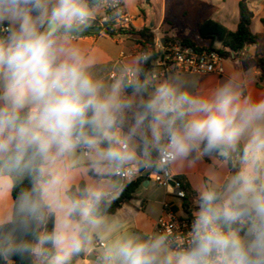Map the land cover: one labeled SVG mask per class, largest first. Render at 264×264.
<instances>
[{
  "label": "clouds",
  "instance_id": "1",
  "mask_svg": "<svg viewBox=\"0 0 264 264\" xmlns=\"http://www.w3.org/2000/svg\"><path fill=\"white\" fill-rule=\"evenodd\" d=\"M104 4L0 0V262L71 264L128 175L207 159L226 167L201 174L184 229L128 231L91 259L264 264V96L236 76L206 90L141 76L143 54L105 82L72 44Z\"/></svg>",
  "mask_w": 264,
  "mask_h": 264
},
{
  "label": "crops",
  "instance_id": "2",
  "mask_svg": "<svg viewBox=\"0 0 264 264\" xmlns=\"http://www.w3.org/2000/svg\"><path fill=\"white\" fill-rule=\"evenodd\" d=\"M241 0H124L125 9L132 17V26L136 31L148 29L154 35V42L165 39H192L200 45L207 42L199 36L200 26L213 20L230 31H235L239 24V2ZM253 13L251 31L261 36L259 44L247 45L241 52L225 59V72L218 74H181L195 87L211 89L223 83L229 77H239L244 84L246 94L264 96V79L259 80L261 71L253 61L257 50H264V0H247ZM104 7L98 12L95 19L103 17ZM97 25L96 21L92 22ZM96 23V24H95ZM94 27V26H93ZM72 44L78 47L81 53L92 61L93 72L105 82H109L121 75L129 67L130 61L142 54L141 46L130 36L111 37L102 30L100 33L82 37H75ZM175 75V74H171ZM170 76V75H169ZM213 166L226 167L218 161L203 160L193 162L187 167L178 168L172 173L181 181L188 198L189 208L195 196L193 191L197 180L202 173ZM140 173L144 181L137 188L130 203L124 204L114 214L103 215L109 226L108 231L100 233L93 244L85 251V256L74 264H95L92 256L99 258L104 249L114 240L128 231H155V224L161 216L164 204H170L174 210H185L184 201L177 199L171 188L157 185L147 176ZM138 177V178H139ZM147 183V187H145ZM120 187L113 193L112 200L120 195ZM9 199L0 197V211L8 206ZM104 243V246H100Z\"/></svg>",
  "mask_w": 264,
  "mask_h": 264
},
{
  "label": "built area",
  "instance_id": "3",
  "mask_svg": "<svg viewBox=\"0 0 264 264\" xmlns=\"http://www.w3.org/2000/svg\"><path fill=\"white\" fill-rule=\"evenodd\" d=\"M105 14L99 19H94L98 26L104 29L109 20L108 12L115 15L114 22L126 29H133L132 17L125 9L124 0H105ZM154 51V52H153ZM237 53L232 52V56ZM151 57L150 68L145 73L153 80L168 77L171 74H218L225 72V58L218 53L208 50L201 52L195 50L192 46L182 44L172 39L163 41L157 40L155 48L150 49L148 54ZM115 78V75H111ZM140 173L128 175L123 182L135 181ZM157 185L171 188V193L179 200L184 201L186 192L181 181L171 172L167 175H158L155 172L146 175ZM191 209L178 212L170 204H164L161 216L155 224V231H167L169 234L178 233L190 223ZM104 246V243H100Z\"/></svg>",
  "mask_w": 264,
  "mask_h": 264
},
{
  "label": "trees",
  "instance_id": "4",
  "mask_svg": "<svg viewBox=\"0 0 264 264\" xmlns=\"http://www.w3.org/2000/svg\"><path fill=\"white\" fill-rule=\"evenodd\" d=\"M147 2L149 0H146ZM109 20L106 23L103 32L111 37H119V36H130L134 38V41L141 46L142 54L148 56L150 53V49L155 48L154 35L148 30L143 29L141 31H136L134 29H126L120 25H116L114 22L115 15L111 12H108ZM253 18V13L250 10L247 0H241L239 2V24L235 31H230L225 28L220 23L208 20L204 22L199 29V36L201 40L207 42L206 45H200L196 43L192 39H172L174 41H178L182 44L192 46L195 50L201 52L203 50L213 51L218 53L225 59L232 57V52L239 53L243 50V48L247 45H257L259 44V40L261 38L260 35L254 34L251 31V22ZM264 23V20H263ZM96 24V23H95ZM97 26L91 23L88 28ZM88 29L81 32L76 37H82L91 35ZM154 52V51H153ZM149 57V56H148ZM151 57L147 60L146 63L140 65V74L144 76L145 73L150 68ZM253 61L256 66L261 71V76H259V80L262 81L264 79V50H257L253 57ZM144 177H139L135 181L131 182H123L120 195L118 198L112 200L110 207L106 210L102 211V215L114 214L120 209L124 204L130 203L133 198L137 188L144 181ZM14 195V193H13ZM188 198L184 200V208L187 210L189 208ZM51 228V223L48 225ZM85 256V252L80 256L73 258L71 264H74L79 258H83ZM3 264V262H0ZM12 264V262H9ZM14 264H32V261L29 258H14Z\"/></svg>",
  "mask_w": 264,
  "mask_h": 264
},
{
  "label": "water",
  "instance_id": "5",
  "mask_svg": "<svg viewBox=\"0 0 264 264\" xmlns=\"http://www.w3.org/2000/svg\"><path fill=\"white\" fill-rule=\"evenodd\" d=\"M88 31L92 34H96V33H100L102 32V28L99 26H94V27H90L88 28ZM121 184V183H120ZM119 197V195L117 196V198Z\"/></svg>",
  "mask_w": 264,
  "mask_h": 264
},
{
  "label": "rangeland",
  "instance_id": "6",
  "mask_svg": "<svg viewBox=\"0 0 264 264\" xmlns=\"http://www.w3.org/2000/svg\"><path fill=\"white\" fill-rule=\"evenodd\" d=\"M171 76V75H170ZM183 76H185V75H183Z\"/></svg>",
  "mask_w": 264,
  "mask_h": 264
}]
</instances>
